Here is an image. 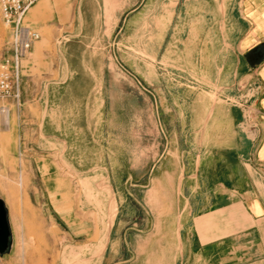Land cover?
<instances>
[{
	"label": "rangeland",
	"instance_id": "1",
	"mask_svg": "<svg viewBox=\"0 0 264 264\" xmlns=\"http://www.w3.org/2000/svg\"><path fill=\"white\" fill-rule=\"evenodd\" d=\"M46 1L23 17L40 39L22 62L18 97L0 100V201L11 232L0 264H231L222 241L252 232L205 215L204 194L222 166L237 177L221 147L246 144L232 127L221 135L220 119L236 102L189 88L182 72L164 76L183 83L176 90L149 88L140 41L63 47L51 39L53 23L34 24ZM14 46L0 9V60ZM190 90L203 102L191 104ZM240 226L253 222L242 217Z\"/></svg>",
	"mask_w": 264,
	"mask_h": 264
},
{
	"label": "crops",
	"instance_id": "2",
	"mask_svg": "<svg viewBox=\"0 0 264 264\" xmlns=\"http://www.w3.org/2000/svg\"><path fill=\"white\" fill-rule=\"evenodd\" d=\"M68 2L48 0L32 11L39 30L40 21L53 23L52 41L60 36L66 41L65 48L76 47L82 39L120 38L131 47L133 41H140L149 88L159 93L163 87L176 90L183 83L174 84L165 77L182 72L189 76V88H199L207 95L216 90L221 103L229 105L231 99L236 102L235 108L228 106L221 111L220 119L226 127L221 135H229L232 127L246 147H221L222 153L237 161V177H230L227 166H222L225 170L220 176L209 181L211 188L204 194L205 215H222L228 224L238 223L234 232H252L222 241L227 244L230 253L226 258L231 264H264V191L257 188L258 184L264 186V0ZM188 96L193 105L203 102L200 93L190 90ZM193 111L196 113V109ZM210 112L212 116L214 109ZM193 129L190 134L197 136V125ZM197 172L196 164L193 177L197 178ZM235 184H244L247 189L226 191L229 185L236 189ZM215 187L218 191L212 190ZM242 217L253 226L241 228Z\"/></svg>",
	"mask_w": 264,
	"mask_h": 264
},
{
	"label": "built area",
	"instance_id": "3",
	"mask_svg": "<svg viewBox=\"0 0 264 264\" xmlns=\"http://www.w3.org/2000/svg\"><path fill=\"white\" fill-rule=\"evenodd\" d=\"M37 1L0 0L2 22L15 45L11 54L0 60V100L18 97L22 62L40 39L38 32L22 23L25 13Z\"/></svg>",
	"mask_w": 264,
	"mask_h": 264
},
{
	"label": "water",
	"instance_id": "4",
	"mask_svg": "<svg viewBox=\"0 0 264 264\" xmlns=\"http://www.w3.org/2000/svg\"><path fill=\"white\" fill-rule=\"evenodd\" d=\"M11 247V232L8 215L3 201H0V254L9 251Z\"/></svg>",
	"mask_w": 264,
	"mask_h": 264
}]
</instances>
